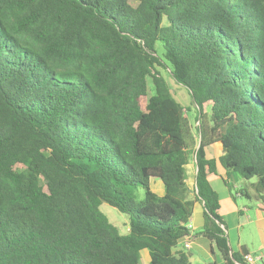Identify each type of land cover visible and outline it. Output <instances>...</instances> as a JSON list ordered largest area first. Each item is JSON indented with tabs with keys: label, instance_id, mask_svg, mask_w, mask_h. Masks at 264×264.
Wrapping results in <instances>:
<instances>
[{
	"label": "trees",
	"instance_id": "obj_1",
	"mask_svg": "<svg viewBox=\"0 0 264 264\" xmlns=\"http://www.w3.org/2000/svg\"><path fill=\"white\" fill-rule=\"evenodd\" d=\"M218 167L264 202V0H0V264H189L195 203L199 236L246 264L207 181Z\"/></svg>",
	"mask_w": 264,
	"mask_h": 264
},
{
	"label": "crops",
	"instance_id": "obj_2",
	"mask_svg": "<svg viewBox=\"0 0 264 264\" xmlns=\"http://www.w3.org/2000/svg\"><path fill=\"white\" fill-rule=\"evenodd\" d=\"M220 155L221 147L217 143L206 149L208 159L216 160ZM185 173L186 184L191 194L196 173L193 162L185 166ZM207 181L218 196L219 215L231 253L244 250L246 256L254 257L252 264H264V202L251 203L236 193L243 184L242 180H238L234 174H226L223 169L217 168L215 174L208 175ZM226 183L231 186V190ZM153 192L158 196L163 195L164 187L161 182L156 185V190ZM189 220L192 227L191 233L196 236L190 240H180L177 250L188 257L189 264H225L214 246L207 239L199 236L204 223L200 203L194 204Z\"/></svg>",
	"mask_w": 264,
	"mask_h": 264
},
{
	"label": "rangeland",
	"instance_id": "obj_3",
	"mask_svg": "<svg viewBox=\"0 0 264 264\" xmlns=\"http://www.w3.org/2000/svg\"><path fill=\"white\" fill-rule=\"evenodd\" d=\"M157 50H158V54L160 55L162 53V48L160 47L159 44H157ZM161 75L165 77V79L167 80L171 92L174 96V98L185 108H189L191 109V111H187V116H188V121L193 125V118L192 115L193 113H195L194 110H192L191 108V103H190V99L187 97L186 93L181 89V87L177 86L174 81L169 77V75L167 74L166 71L160 70ZM152 90H151V86L149 83L148 86V93L146 98H143L142 100V104L144 105L146 103L147 98L151 95ZM219 169H222L220 167H218ZM224 171V170H223ZM236 178L239 180L240 178L236 176ZM242 180V179H240ZM255 179L250 180L249 182H254ZM152 183L150 185H152V190L155 191L156 190V185L160 184L159 180L157 179H153L151 181ZM243 184L240 186L241 188H243L245 186V181H243ZM133 198L136 201H141L143 199V190L141 188H137L135 189V191L133 192ZM100 211L107 217V219L109 220V222L114 225L117 230L119 231L120 234H127L128 233V228H127V216L119 213L116 209L108 206L106 203H101L100 205Z\"/></svg>",
	"mask_w": 264,
	"mask_h": 264
},
{
	"label": "built area",
	"instance_id": "obj_4",
	"mask_svg": "<svg viewBox=\"0 0 264 264\" xmlns=\"http://www.w3.org/2000/svg\"><path fill=\"white\" fill-rule=\"evenodd\" d=\"M186 229L191 233L192 227H191V224H190V220L187 222ZM184 239L190 240L189 238H184ZM253 261H254V257L253 256L247 255L245 257L246 264H252Z\"/></svg>",
	"mask_w": 264,
	"mask_h": 264
}]
</instances>
